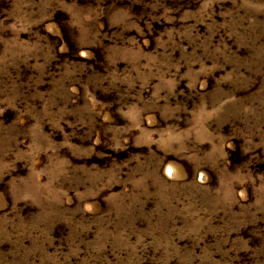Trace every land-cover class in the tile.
<instances>
[{
  "label": "rangeland",
  "instance_id": "1",
  "mask_svg": "<svg viewBox=\"0 0 264 264\" xmlns=\"http://www.w3.org/2000/svg\"><path fill=\"white\" fill-rule=\"evenodd\" d=\"M0 264H264V0H0Z\"/></svg>",
  "mask_w": 264,
  "mask_h": 264
}]
</instances>
